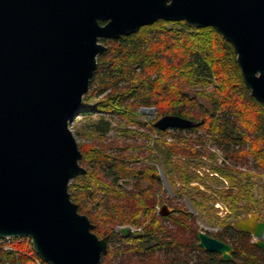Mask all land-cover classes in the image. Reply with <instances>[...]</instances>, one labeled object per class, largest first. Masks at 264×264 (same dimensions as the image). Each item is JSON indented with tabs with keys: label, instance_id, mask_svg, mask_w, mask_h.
<instances>
[{
	"label": "water",
	"instance_id": "1",
	"mask_svg": "<svg viewBox=\"0 0 264 264\" xmlns=\"http://www.w3.org/2000/svg\"><path fill=\"white\" fill-rule=\"evenodd\" d=\"M159 19L213 27L233 47L250 94L264 103V0H0V237H29L50 264H101L108 236L92 231L68 189L86 169L67 121L106 50L99 39ZM198 124L173 114L154 122L160 130ZM170 211L162 205L159 214ZM232 226L264 248L258 213ZM196 237L205 251L231 260V244L202 231Z\"/></svg>",
	"mask_w": 264,
	"mask_h": 264
},
{
	"label": "trees",
	"instance_id": "2",
	"mask_svg": "<svg viewBox=\"0 0 264 264\" xmlns=\"http://www.w3.org/2000/svg\"><path fill=\"white\" fill-rule=\"evenodd\" d=\"M99 41L106 50L97 56L90 89L83 100L107 89L109 92L93 105L88 100L83 102L81 112H111L134 120L132 110L152 104L157 107L158 117L173 114L198 122L187 129L208 133L213 144L225 147L229 158L238 161L251 156L255 167L264 173V103L250 94L233 47L213 27L159 19L128 35ZM102 124L108 126L106 120ZM78 148L82 154L79 162L86 172L74 177L69 192L78 211L94 225L92 231L99 238L108 236L101 264H264V248L255 244L250 233L232 226L237 217L250 211V206L255 207L251 174L227 166L215 168L228 187L213 189L215 194L208 197L190 199L201 214L206 213L205 217L221 225L214 237L232 245L231 260L224 261L220 254L198 245L189 222L191 215L178 208L165 216H151L142 231L133 235L117 234L116 225L142 224L141 215L156 200V174L144 167H131L125 153L111 157L92 144ZM181 163L171 167V172L175 171L182 182L179 189L186 191L191 180L200 178L191 177ZM108 176L109 182L105 181ZM119 178H130L134 188L126 191L117 186ZM141 181L146 185L141 187ZM217 202L229 210L225 218L215 214ZM167 222L176 229L173 231ZM7 261L16 263L11 253L0 248V264Z\"/></svg>",
	"mask_w": 264,
	"mask_h": 264
},
{
	"label": "rangeland",
	"instance_id": "3",
	"mask_svg": "<svg viewBox=\"0 0 264 264\" xmlns=\"http://www.w3.org/2000/svg\"><path fill=\"white\" fill-rule=\"evenodd\" d=\"M89 89L88 87V90ZM108 92L109 89L102 94H95L91 96L90 99L83 100V102H89V105H93L96 101L105 99ZM198 99L208 106V102L203 98ZM144 106L152 107L151 110L152 112L154 111V118H149V115L153 113L150 112L148 115V113H144L145 111H143V109H139ZM82 108L83 106L81 104L78 111ZM130 115L134 120H130L129 116L114 114L110 120H107L108 126H104L102 124L104 118H97L96 115H92L91 113L82 116V118L73 119L70 128L77 145L92 144L96 149L103 151L111 157H118L122 153H125L128 155L126 158L131 167H144L150 171H154L156 175L158 168H160L164 173L167 188L157 179L158 183L155 191L156 200L150 207L146 208L141 215V218H143L142 224L137 226L129 224L116 225L114 226V231L117 226L128 225L134 229H140L139 231H133L132 234L129 235L140 232L144 225L149 222L151 216L159 215L157 213V206L167 205L171 211L173 208H178L191 215L192 218L189 222L194 227L195 235L197 232L202 231L214 237L215 234L220 232L221 225L205 217V215H207L206 213L201 214L190 199H199L202 195L208 197V195L215 194L213 189L227 188V180L221 178L218 175L219 173L215 170V168L225 166L252 175L249 181L252 186L251 193L253 199H255V205L258 206L259 203H261L258 207L261 208L260 215L261 219L264 221V173L255 167V161L251 156L245 155L243 160L238 161L230 158L235 167L220 165L217 159L218 155L215 153L216 151L214 149L224 151L225 147L222 148L220 145H217L218 147L213 146L210 142L211 137L208 133L196 135L185 133L183 135L170 136L172 134L171 132L157 130L153 123L159 118L158 110L157 107L152 104H141L136 109L132 110ZM137 121H140V123L137 124ZM102 126L104 127L102 128ZM200 131L204 132L203 130ZM86 133H91L90 137L87 136ZM202 135L203 137H199ZM200 139L206 142H200ZM175 146H179L178 148L187 150V152L184 153ZM178 162L180 165L182 164L181 162L184 163V167H186L185 171L188 172L191 177L200 178L191 180L189 182L190 189L186 191L179 189L182 182L175 177V171L171 172V167L176 166ZM80 165L85 168L84 164ZM236 166L242 168H236ZM212 176L217 177V179L211 178ZM73 179L70 180L68 189L69 185H72ZM110 179V176L105 177V181L107 182H109ZM119 179L116 182L117 186L126 191H130L134 188L133 181L130 178H121L125 179L124 181H121V179L119 181ZM145 185L146 183L141 181V187ZM259 199H261V201ZM214 206L218 208L215 214L221 218H225L229 213V210L221 202L215 203ZM250 208L252 209L253 207L250 206ZM175 216H178V214H175ZM167 224L173 231L176 229L170 222H167ZM115 232L122 237L128 236L122 235L117 231ZM253 240L255 239L253 238ZM157 257L163 259L159 253H157Z\"/></svg>",
	"mask_w": 264,
	"mask_h": 264
},
{
	"label": "built area",
	"instance_id": "4",
	"mask_svg": "<svg viewBox=\"0 0 264 264\" xmlns=\"http://www.w3.org/2000/svg\"><path fill=\"white\" fill-rule=\"evenodd\" d=\"M144 107H142V108L140 107L139 109L140 110L143 109V111H145L144 113H148V115H149L150 112L153 113L152 115H149V118H152L153 115H154V111L152 112V110H151L152 107H149V106H147L145 108ZM78 110L67 121L68 128H69L70 131H71L70 128L72 126L73 119L82 118V116L87 115L86 113L84 114L83 112L78 111ZM92 115H96L97 118H104L103 120H106V121L110 120V118L112 116H114V114L111 113V112H106V113H103V112H92ZM153 125H154V123H153ZM156 129L160 130L158 128H156ZM160 131H162V132H171L172 134L170 136L183 135L185 133H189V134H193V135L201 134V133L205 134V132H202L200 130L191 131V130H189L187 128H183L182 129V128H177V127H168L165 130H160ZM199 137H203V135L199 136ZM202 142H206V141L203 140ZM213 146L218 147L216 144H213ZM214 150L216 151L215 153L218 155L217 159H218V163L220 165H229V166L235 167L234 164L232 163L231 159L229 157H227V156L225 157V154H224L223 150H221V151L220 150H216V149H214ZM236 168H242V167L236 166ZM157 176H158L159 182H161L163 184V186H165L167 188V182H166V179L164 177V173L162 172V170L160 168H158ZM124 180L125 179H121V181H124ZM119 181H120V179H119ZM160 209H161V205H158L157 206V213L158 214L160 212ZM120 227H122V226H117L115 231L120 233L119 232ZM130 228H131V233L130 234H132V232L135 231V230H137V231L140 230V229H134L132 227H130ZM0 248L3 251L9 252V253H11L13 255V258L15 259V262H16L15 264H50V263L46 262L43 258H41L35 252V250L33 249L32 244H31V240L27 236H19V237H17V236L16 237L6 236V237H0ZM5 264H10V262L7 261Z\"/></svg>",
	"mask_w": 264,
	"mask_h": 264
},
{
	"label": "flooded vegetation",
	"instance_id": "5",
	"mask_svg": "<svg viewBox=\"0 0 264 264\" xmlns=\"http://www.w3.org/2000/svg\"><path fill=\"white\" fill-rule=\"evenodd\" d=\"M260 204L261 203H259V205L258 206H260ZM162 206V205H161ZM257 205H255V207H253L251 210H250V212H248V213H246V214H244V215H242V216H240V217H244V216H246L247 214H249V213H251V212H256V213H258V220H260V221H263L262 219H261V215H260V207H258ZM171 212V211H170ZM160 215V214H159ZM240 217H237V218H240ZM236 218V219H237ZM235 219V220H236ZM234 220V221H235Z\"/></svg>",
	"mask_w": 264,
	"mask_h": 264
}]
</instances>
